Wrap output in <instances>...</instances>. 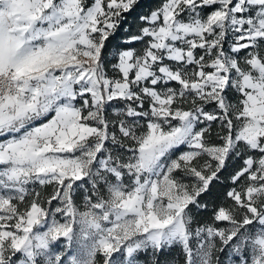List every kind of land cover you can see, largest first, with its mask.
<instances>
[{
	"label": "snow or ice",
	"instance_id": "6c2138e0",
	"mask_svg": "<svg viewBox=\"0 0 264 264\" xmlns=\"http://www.w3.org/2000/svg\"><path fill=\"white\" fill-rule=\"evenodd\" d=\"M0 0V264H264V0Z\"/></svg>",
	"mask_w": 264,
	"mask_h": 264
},
{
	"label": "trees",
	"instance_id": "16d2710c",
	"mask_svg": "<svg viewBox=\"0 0 264 264\" xmlns=\"http://www.w3.org/2000/svg\"><path fill=\"white\" fill-rule=\"evenodd\" d=\"M158 0H142V3L146 6L144 8V11H147V8L150 7V6H154L155 3H157Z\"/></svg>",
	"mask_w": 264,
	"mask_h": 264
}]
</instances>
